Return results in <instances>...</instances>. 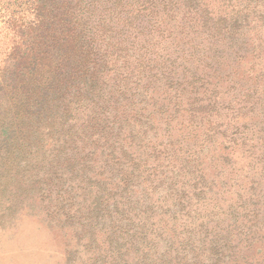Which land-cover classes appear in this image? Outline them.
I'll use <instances>...</instances> for the list:
<instances>
[{
    "label": "trees",
    "instance_id": "16d2710c",
    "mask_svg": "<svg viewBox=\"0 0 264 264\" xmlns=\"http://www.w3.org/2000/svg\"><path fill=\"white\" fill-rule=\"evenodd\" d=\"M40 1L33 35L25 47H15L13 144L16 152L36 153L56 137L62 143L57 168L68 163L67 149L90 147V160L74 159L86 175L71 183H84L91 167L104 187L91 190V202H84V193L81 201L70 194L61 206L66 220L79 219L75 231L91 263L100 264L101 256L103 264H264V187L256 180L247 183L249 195L232 197L222 220L208 230L162 232L178 214H192L201 199L197 191L208 184L199 153L211 141L208 134L222 126L218 109L225 106L219 108L217 90L207 86L202 70L217 62L222 42L248 28L258 36L264 0H107L102 8L85 0ZM258 39L260 59L264 39ZM155 83L164 89H151ZM232 114L225 125L234 123ZM181 115L192 131L205 132L194 151L174 150L171 131L181 129L171 128ZM161 128L165 140L159 141ZM163 154V163L150 160ZM186 170L200 173L191 197L183 187ZM168 180L182 196L172 197Z\"/></svg>",
    "mask_w": 264,
    "mask_h": 264
},
{
    "label": "rangeland",
    "instance_id": "374dc122",
    "mask_svg": "<svg viewBox=\"0 0 264 264\" xmlns=\"http://www.w3.org/2000/svg\"><path fill=\"white\" fill-rule=\"evenodd\" d=\"M106 1L85 0L83 5L89 7L86 3L92 2L96 8H102ZM40 5V0H0V58L3 57L5 61L0 65V264H92L91 251L86 249L83 240L78 241L77 238L75 229L79 219L66 220L61 206L65 205L63 199L70 194L77 195L76 200L81 201V193H84V202H91V190L97 191L104 187L102 183H95V170L91 167L88 177H84V183H71L80 181L86 175L87 171L74 159L85 157L90 160L87 153L90 147L84 151L81 148L67 149L65 153L68 163L57 168L54 163L59 159L57 152L62 143L56 142V137H49L36 153L16 152L13 144L15 47H25L33 35V29L38 25L37 11ZM91 7L94 8V5ZM240 36L237 35L229 42H222L217 62H214L212 68L202 70L209 82L207 86L211 85L212 89L215 87L217 90L215 95L219 96V108L225 106L221 111L218 109L219 119L222 120L218 126H222L217 135L208 134L211 141H208L205 151L199 153L202 169L200 173L208 183L206 188L197 191L201 192L200 201L191 208L192 214L183 216L185 210L178 214L177 222L160 230L164 236L171 237L176 230L178 234L183 230L198 231L200 225L208 230L222 220V210L232 197L249 195L248 181L256 180L264 187V164L259 162V159L264 158V116L260 113L262 106L264 107V75L260 77V74H264V47L261 48L262 57L258 59L254 46L255 42H259L257 37L264 39V26L258 30V36L250 28ZM162 46L160 44V49ZM150 87L156 91L164 89H160L159 83ZM203 92L201 89L200 94ZM154 95L159 96V93L155 92ZM254 95L256 97H252ZM136 97L144 99L142 95ZM212 99L215 102L214 96ZM232 113H235L236 118L233 124L227 126L225 123L234 117ZM192 127L186 116L176 118L171 129L181 130L171 131L174 150L180 148V145L193 149L192 144L205 137L204 131H192ZM236 130L238 134L233 135ZM158 132L157 139L165 140L161 135L163 128ZM195 133H198L197 138H194ZM182 140L183 143L180 144ZM102 151L99 148L98 154ZM138 152H142V149H138ZM177 156L183 158L179 154ZM164 158L165 154L157 161L154 157L150 160L159 164L165 161ZM254 159L260 165L255 167ZM99 163V160L96 161V165ZM59 169L65 172H58ZM200 173H189L186 170L182 174L188 180L183 187L190 197L193 196L194 184ZM62 175L63 178H58ZM49 177H52V181ZM65 180H69L68 183H64ZM170 182L168 180L164 185L170 187L171 191ZM172 191V197L183 195L178 190ZM168 201L171 203L173 198L170 197ZM211 218L213 221L208 223ZM197 234L200 235L201 232ZM151 238L153 239L152 236ZM149 240L150 237L147 242ZM159 247L162 248V245ZM131 251L135 255L138 246L134 245ZM99 258L100 264H103V257Z\"/></svg>",
    "mask_w": 264,
    "mask_h": 264
}]
</instances>
